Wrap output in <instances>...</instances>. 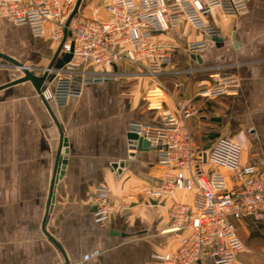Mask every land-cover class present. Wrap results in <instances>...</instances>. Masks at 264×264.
<instances>
[{
	"label": "crops",
	"instance_id": "crops-1",
	"mask_svg": "<svg viewBox=\"0 0 264 264\" xmlns=\"http://www.w3.org/2000/svg\"><path fill=\"white\" fill-rule=\"evenodd\" d=\"M102 2L82 0L77 15L105 19L106 11L95 12ZM204 20L216 35H205L184 17L157 35L171 58L159 75L165 89L145 76H123L86 84L63 106L46 104L28 81L0 89V264H152L153 254L176 250L181 234L170 231L169 209L175 202L192 204L193 195L182 190L145 198L143 187L165 168L154 166L155 150L136 149L127 127L159 123L184 98H194L200 109L201 116L189 121L196 146L234 138L242 145L240 164L264 172V0H249L241 16L214 8ZM49 30L35 37L26 25L0 20V53L23 66L46 67L58 47ZM204 39V49H186ZM22 75L0 56V86ZM223 76L236 79L235 92L197 96ZM59 129L62 164L43 228ZM98 186L107 187L117 205L102 222L94 221L91 206ZM234 223L244 245L237 264H264V219ZM197 264L214 260L206 254Z\"/></svg>",
	"mask_w": 264,
	"mask_h": 264
},
{
	"label": "built area",
	"instance_id": "built-area-1",
	"mask_svg": "<svg viewBox=\"0 0 264 264\" xmlns=\"http://www.w3.org/2000/svg\"><path fill=\"white\" fill-rule=\"evenodd\" d=\"M75 2L0 0V20L26 25L35 37L46 35L50 29V39L61 44L59 56L71 54L61 67L25 66L35 74L47 73L39 96L59 106L79 96L86 84L123 76H145L165 89L159 75L171 58L168 45L157 35L177 26L184 17L192 27L214 36L216 31L204 17L214 8L226 15H244L249 0H103L95 12L106 11L105 19L76 14L66 26ZM205 47L204 39L189 43L186 49L195 53ZM236 90V79L223 76L213 88L197 96ZM200 116L195 99L189 97L162 114L157 124L130 122L127 127L128 133L143 137L149 149L157 152L154 166L165 168L153 183L143 187L145 198L173 197L182 190L193 195L192 204L175 202L169 209L170 231L181 234L178 247L153 254L152 264H197L206 254L212 256L214 264H237L244 245L234 221L264 219V172L255 165L240 164L242 145L234 138L219 137L206 148L196 146L189 121ZM220 168L230 174L225 176ZM95 191L91 202L94 221L102 222L117 205L110 200L107 187L98 186Z\"/></svg>",
	"mask_w": 264,
	"mask_h": 264
},
{
	"label": "water",
	"instance_id": "water-1",
	"mask_svg": "<svg viewBox=\"0 0 264 264\" xmlns=\"http://www.w3.org/2000/svg\"><path fill=\"white\" fill-rule=\"evenodd\" d=\"M82 6V0H76L75 5L73 10L71 11V13L69 14V16L67 17L66 20V26L68 25L69 21L77 14L79 7ZM61 48V44L58 45L56 51L54 52L53 56L50 59V62L48 64L49 67H61L65 62H67L70 57L71 54L70 53H65L62 56H59V51ZM0 56L9 60L12 64H15L16 68H19L22 70L23 75L21 77H18L14 80H11L10 82H7L3 85L0 86V89L11 86V85H15L18 83H22V82H30L34 88V90L36 91V93L38 95H40L41 93V86L44 82V80L47 77V73L44 72L42 74H35L33 72H31L30 70H28L25 66H23L21 63L15 61L14 59L3 55L0 53ZM52 78V76H49L48 80H50ZM41 97V96H40ZM42 98V97H41ZM43 99V98H42ZM44 100V99H43ZM44 102L47 101L44 100ZM60 130V129H59ZM60 135H61V140H60V145H59V149H58V154H57V158H56V162H55V167H54V172H53V176H52V185H51V190H50V197L47 203V207H46V212H45V217H44V221H43V228H44V224L46 221V217L49 213L50 210V206H51V202H52V193H53V188H54V182L57 179L58 176V168H59V164H62V159H61V154H62V149H63V136H62V132L60 130ZM127 139L136 146L137 150H147L149 149V143L146 139H144L143 137L138 136L136 133H128L127 134ZM46 232V231H45ZM47 237L54 243V245H56L64 254L62 248L60 247V245L55 241V239L46 232ZM67 264V260L65 261Z\"/></svg>",
	"mask_w": 264,
	"mask_h": 264
},
{
	"label": "bare ground",
	"instance_id": "bare-ground-1",
	"mask_svg": "<svg viewBox=\"0 0 264 264\" xmlns=\"http://www.w3.org/2000/svg\"><path fill=\"white\" fill-rule=\"evenodd\" d=\"M14 66H15V64H14ZM37 75V74H36Z\"/></svg>",
	"mask_w": 264,
	"mask_h": 264
}]
</instances>
